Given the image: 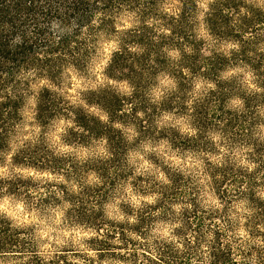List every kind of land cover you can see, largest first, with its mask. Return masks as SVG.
<instances>
[{"label":"trees","instance_id":"obj_1","mask_svg":"<svg viewBox=\"0 0 264 264\" xmlns=\"http://www.w3.org/2000/svg\"><path fill=\"white\" fill-rule=\"evenodd\" d=\"M165 1L0 0V155L21 120L30 80L42 78L57 84L70 69L85 70L93 40L100 33L115 38L117 44L107 66L108 78L131 87L128 95L113 86L91 93L87 102L105 111L104 121L44 86L38 98L41 124L68 119L73 124L66 133L70 142L88 144L103 139L108 149L80 160L42 142L21 148L13 158L16 164L49 173L58 181L0 177V194L23 198L30 212L42 216L66 204V223L91 231L86 241L97 254L126 258L112 249L136 246L137 238L147 240L152 225L171 222L178 241L155 240L158 249L167 251L156 256L144 253L148 264H194L196 260L197 264H248L242 259L254 256L253 250L257 256L264 255V247L261 251L248 248L244 244L251 239L236 233L242 228L248 237L264 244V137L260 133L264 128V70L254 71L256 88L237 78H223L222 73L227 67L251 63L255 50L264 55L258 48L264 45V11L242 0H211L206 12L211 34L237 45L229 54L205 55V42L192 29L200 0H180L181 8L175 13L164 9ZM122 15L135 16L136 24L119 30L117 21ZM172 51L176 57L170 55ZM162 71L175 77L176 88L161 101L152 102L148 82ZM199 79L211 86L195 95L192 90ZM234 96L241 99V107L228 108ZM164 113L189 122L191 132L166 126L159 133L176 150L203 156L204 176L221 207L202 206L201 185L193 170L169 168L166 181L154 187L153 201L132 210V222L108 219L104 200L127 175L128 152L122 147L126 140L116 125L135 124L138 132L146 133L155 129L152 121ZM218 132L232 135L233 143L245 151L243 160L232 149H220L213 138ZM90 174L96 176L95 183L89 182ZM237 203L245 205L244 213L235 209ZM220 221L227 223V230L220 227ZM36 244L31 230L0 214V255L41 263ZM131 256L138 259L137 254Z\"/></svg>","mask_w":264,"mask_h":264},{"label":"rangeland","instance_id":"obj_2","mask_svg":"<svg viewBox=\"0 0 264 264\" xmlns=\"http://www.w3.org/2000/svg\"><path fill=\"white\" fill-rule=\"evenodd\" d=\"M210 1H199V8L196 10L192 21L193 32L198 38L204 40L205 55H210L212 52L229 54L237 44L230 40H219L211 34L207 26L206 12ZM242 1L264 11V0ZM164 7L168 12H178L181 8L180 0H166ZM117 22L119 30H122L135 25L137 18L133 15H122ZM260 32L263 31L260 30ZM116 47L115 38L102 32L93 40L92 55L85 70L70 69L57 84L42 78L30 80V84L24 93L21 120L10 138L9 147L0 155V177L14 178L21 176L25 178L34 176L58 181L56 177L49 173H38L27 166L14 162L13 158L21 148L25 149L29 145L34 147L39 142L56 152L72 154L80 160L97 157L106 152L108 144L103 139L88 144L70 142L66 133L73 124L68 119L56 118L47 124H41L38 119V98L44 86L50 87L62 95L67 102L87 109L106 121L105 111L98 106L88 104L87 100L91 98L92 92L108 86L115 87L120 94H130L131 87L128 82L113 81L107 76V66ZM258 48L264 50V45H259ZM170 55L176 57L177 53L172 51ZM250 58L251 63H240L227 67L222 73L223 78H237L246 86L256 88L254 71L260 68L264 70V55L255 50ZM148 84L150 85L149 100L158 102L175 90L176 79L169 72L162 71ZM210 86L202 79L196 80L192 93H196L195 95L202 94ZM241 103V99L234 96L228 101L227 106L231 109H237L241 107ZM139 115L143 116V113H139ZM152 126L155 129L141 133L137 131L135 124L116 125L122 131V135L126 140L122 147L128 152L127 175L104 200L103 211L105 216L111 220H130L132 222L134 217L132 210L140 207L145 202L150 203L153 201L154 187L158 182L166 181L165 170L169 168H179L187 173L193 170L192 173H194L195 179L201 185L199 202L202 206L206 208L221 207L219 197L212 190L208 178L204 176L203 156L182 153L176 150L159 133L166 126H176L185 133L191 132L189 122L173 113H164L152 121ZM260 133L264 137L263 127L260 128ZM231 136L218 132L213 135V138L219 144L220 149H232L243 160L245 151L233 143ZM211 158L215 160L216 156L211 155ZM88 180L90 183H95L96 176L90 174ZM262 193L264 194V189ZM67 207L66 204L61 205L49 212L47 216H42L30 212L25 206L23 198L8 193L0 194V214L6 215L15 225L31 230L34 235L37 250L42 254V262L32 264H148L143 257L144 253L148 256H156L159 252L167 251L166 248L162 247L158 249L155 240L178 241L174 233L175 225L173 223L158 222L150 227V232H147L148 241L140 240L135 234H131L132 238L138 240L136 246L130 245L127 248L115 247L112 249L116 254L127 256L126 258L118 257L119 255H110L109 253L97 254L90 250L86 241L92 235V232L66 223L65 211ZM178 208L177 205L175 209ZM235 209L240 214L246 211L245 205L242 203L235 204ZM219 224L222 229L227 230L225 221H220ZM236 233L241 238L251 239L250 244H244V246L253 247L260 251L264 247L261 239L248 237L244 229H238ZM144 244L150 246L143 247ZM233 245L237 248L235 244ZM253 253L254 256L242 260L247 261L248 264H264V255L257 256L255 250H253ZM60 254H63L66 258L59 259L57 256ZM131 254H137L138 259H133ZM197 263V260L194 261V264ZM0 264L30 263L26 259L0 255Z\"/></svg>","mask_w":264,"mask_h":264},{"label":"clouds","instance_id":"obj_3","mask_svg":"<svg viewBox=\"0 0 264 264\" xmlns=\"http://www.w3.org/2000/svg\"><path fill=\"white\" fill-rule=\"evenodd\" d=\"M262 230H264V229H262Z\"/></svg>","mask_w":264,"mask_h":264}]
</instances>
